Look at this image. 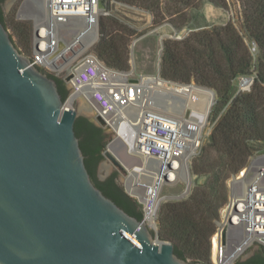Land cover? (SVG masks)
Listing matches in <instances>:
<instances>
[{
  "label": "built area",
  "instance_id": "obj_1",
  "mask_svg": "<svg viewBox=\"0 0 264 264\" xmlns=\"http://www.w3.org/2000/svg\"><path fill=\"white\" fill-rule=\"evenodd\" d=\"M108 2L115 4L113 0H43L44 10L33 20L28 57L33 66L73 89L63 110L82 102L99 127L111 131L106 147H114L109 152L119 161L120 185L139 205L146 224L155 225L153 231L166 198L163 189L184 185V193L188 192L191 162L216 124L214 94L193 83L165 80L158 71L154 75L119 71L100 61L94 48L100 18L111 15ZM184 37L175 32L170 38ZM155 79L169 87H186L187 94L168 93L152 83ZM117 146L127 162L119 160ZM227 188L228 199L210 238V264H234L253 243L264 248V151L253 152L227 180Z\"/></svg>",
  "mask_w": 264,
  "mask_h": 264
},
{
  "label": "trees",
  "instance_id": "obj_2",
  "mask_svg": "<svg viewBox=\"0 0 264 264\" xmlns=\"http://www.w3.org/2000/svg\"><path fill=\"white\" fill-rule=\"evenodd\" d=\"M5 1L0 0V22L14 46L29 56L32 26L17 22L13 12H6ZM113 1L150 13L154 27L168 22L176 31L187 28L190 32L181 41H162L159 75L176 83L194 82L215 94L212 119L216 124L191 163L194 180L190 193L182 201L161 205L156 221L158 239L172 243L178 258L191 264H210V238L227 201L226 182L245 166L253 152L264 151V0H237L242 18L240 30L231 21L210 24L202 13L206 3L227 9L226 0ZM131 24L130 19L112 14L100 18L94 53L107 67L130 69L129 44L138 35ZM252 43L257 48L256 56L249 51ZM47 75L55 80L64 101L66 85ZM241 77L253 78L248 92L236 91L235 81ZM74 132L92 183L128 215L141 220L139 205L117 182L116 172L105 180L95 175L111 136L84 116L75 120ZM236 264H264V249H257Z\"/></svg>",
  "mask_w": 264,
  "mask_h": 264
},
{
  "label": "water",
  "instance_id": "obj_3",
  "mask_svg": "<svg viewBox=\"0 0 264 264\" xmlns=\"http://www.w3.org/2000/svg\"><path fill=\"white\" fill-rule=\"evenodd\" d=\"M40 70L0 22V264H191L92 183L74 132L83 115L62 109L55 80ZM100 166L116 172L104 159Z\"/></svg>",
  "mask_w": 264,
  "mask_h": 264
},
{
  "label": "rangeland",
  "instance_id": "obj_4",
  "mask_svg": "<svg viewBox=\"0 0 264 264\" xmlns=\"http://www.w3.org/2000/svg\"><path fill=\"white\" fill-rule=\"evenodd\" d=\"M33 1L34 0H14L8 12L14 13V18L17 22L33 26V20L36 19V15L33 14L32 10L35 9L37 10V13L38 12L39 14L42 13L41 9L40 10L36 9V2L35 1L33 2ZM226 1L228 4L227 9L216 8L206 3L202 7V13L205 19L207 20V22L210 24L218 26V25H224L227 22L231 21L235 25V27L238 30H240L242 18L240 14V8H239L238 1L237 0H226ZM107 6H108V9L111 10V14L114 17L130 19L132 21L131 26L139 30L138 35L133 36L129 44L130 69H133L134 72L137 74H149V75L156 74L158 71V65L160 62V55L162 51V41L164 39H171L170 37L174 36L175 32L182 33L185 35V37L190 32L187 28H184L181 31H176L174 28L171 27L170 24H168V22H164L163 24L157 27H154L153 26V16L150 13L143 11V10H139V11L145 12V15L134 12L133 10L126 8L127 6H122L116 3L110 4L108 2ZM175 41H181V40H175ZM249 51L253 56H256L257 48H256L255 43H252L249 46ZM242 80L243 78L241 77L235 81L236 91L237 92H248L250 90L252 83L248 87H247V84L245 87H241L240 83ZM191 83L195 84L194 82H190V84ZM211 91L213 92V90ZM214 100H215V94H214ZM75 110H77L80 114H82L83 116L87 117L88 119L96 123L94 114L88 105L81 102L75 106ZM105 134L108 136H111V131L109 129H105ZM110 139L108 143L110 142ZM206 143H207V140L204 142L203 146H205ZM111 148L112 150L114 149L113 146H111ZM105 151H108L109 155L111 156V153L109 152L107 147ZM116 151L119 155V160L127 162V157L123 149L117 146ZM104 160L119 174V171H120L119 161H117L116 159L112 160L107 157H104ZM193 180H194V177L190 173V186L188 188L187 193H184V190H185L184 185H179L177 187H172V188L165 187L162 191V194L166 198L164 199L161 205L165 203H174V202H178V201H182L186 199L190 193V189L193 186ZM117 182L120 184V178L117 179ZM228 196H229V191L227 193V199H228ZM155 230H156L155 235L157 236V225H156ZM163 242H167V241H163Z\"/></svg>",
  "mask_w": 264,
  "mask_h": 264
},
{
  "label": "bare ground",
  "instance_id": "obj_5",
  "mask_svg": "<svg viewBox=\"0 0 264 264\" xmlns=\"http://www.w3.org/2000/svg\"><path fill=\"white\" fill-rule=\"evenodd\" d=\"M35 2H36V9H38V10H42V12H43V0H34ZM33 1V2H34ZM35 6V5H34ZM33 11V14L34 15H36V17H39L40 16V14H39V12L37 13V10H32ZM245 79H243L242 81H241V83H240V86L241 87H245L246 86V83H245V81H244ZM155 86H159V87H162V89L164 90V91H166V92H168V93H175V92H177V94H187L186 93V87H182V86H180V85H172V86H168L165 82H163V81H161V80H159V79H155V81L154 82H152ZM248 84V83H247ZM249 86V85H248ZM109 151H112V148H111V146L109 147ZM149 228L150 229H153V228H155V225L154 224H152V223H150L149 224Z\"/></svg>",
  "mask_w": 264,
  "mask_h": 264
},
{
  "label": "flooded vegetation",
  "instance_id": "obj_6",
  "mask_svg": "<svg viewBox=\"0 0 264 264\" xmlns=\"http://www.w3.org/2000/svg\"><path fill=\"white\" fill-rule=\"evenodd\" d=\"M101 165V162L97 165V168H96V172H95V175H96V177L98 178V179H100V180H105L106 178H108L109 176H111L112 175V173H109V172H106V171H104L103 170V175L102 174H100V166ZM251 256V255H250ZM250 256H248L246 259H248ZM245 259V260H246Z\"/></svg>",
  "mask_w": 264,
  "mask_h": 264
}]
</instances>
